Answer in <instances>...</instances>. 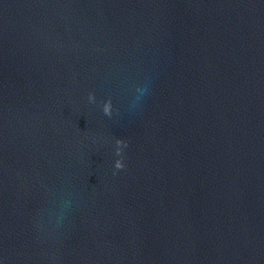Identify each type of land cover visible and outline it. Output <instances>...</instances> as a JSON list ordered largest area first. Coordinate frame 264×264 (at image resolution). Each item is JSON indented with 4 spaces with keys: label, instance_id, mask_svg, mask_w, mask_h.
Returning a JSON list of instances; mask_svg holds the SVG:
<instances>
[{
    "label": "water",
    "instance_id": "obj_1",
    "mask_svg": "<svg viewBox=\"0 0 264 264\" xmlns=\"http://www.w3.org/2000/svg\"><path fill=\"white\" fill-rule=\"evenodd\" d=\"M0 264H264V0H0Z\"/></svg>",
    "mask_w": 264,
    "mask_h": 264
}]
</instances>
